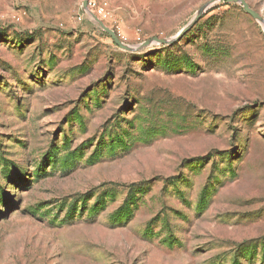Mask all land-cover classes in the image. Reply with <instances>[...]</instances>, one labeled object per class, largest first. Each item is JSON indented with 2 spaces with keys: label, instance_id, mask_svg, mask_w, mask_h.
<instances>
[{
  "label": "rangeland",
  "instance_id": "rangeland-1",
  "mask_svg": "<svg viewBox=\"0 0 264 264\" xmlns=\"http://www.w3.org/2000/svg\"><path fill=\"white\" fill-rule=\"evenodd\" d=\"M83 2L0 0V264H264V23Z\"/></svg>",
  "mask_w": 264,
  "mask_h": 264
},
{
  "label": "water",
  "instance_id": "water-1",
  "mask_svg": "<svg viewBox=\"0 0 264 264\" xmlns=\"http://www.w3.org/2000/svg\"><path fill=\"white\" fill-rule=\"evenodd\" d=\"M89 1L90 0H84L83 2V7L86 9L88 8V4H89ZM214 1H217V0H211V3L214 2ZM223 1H236V2H241L245 8V10L251 14L254 18L258 19L260 22H263L264 23V18L259 14L257 13L256 11H254L250 6L249 4L245 1V0H223ZM204 8H202L198 15L194 18V20L189 24V26L185 27L181 32L180 34L177 36V37H181L186 31H188V29L194 25L197 20L201 17L202 15V12H203ZM99 23L101 24V26L103 27L104 30H106L112 37L113 39L115 40V42L121 47V48H124V49H128V50H136V49H139V48H142V47H145L147 45H150L151 43L153 42H156V43H172L173 40H168V39H160L159 37H154L153 39L151 40H147L146 42L142 43L140 46L136 47V48H133L127 44H125L124 42H122L118 36L116 35V32L112 29H110L108 26L105 25L104 22L100 21L99 20Z\"/></svg>",
  "mask_w": 264,
  "mask_h": 264
},
{
  "label": "built area",
  "instance_id": "built-area-1",
  "mask_svg": "<svg viewBox=\"0 0 264 264\" xmlns=\"http://www.w3.org/2000/svg\"><path fill=\"white\" fill-rule=\"evenodd\" d=\"M91 3H92V0L89 2V4L91 5ZM102 8H103V7H102ZM99 13H100V14H103V10L100 9V10H99Z\"/></svg>",
  "mask_w": 264,
  "mask_h": 264
}]
</instances>
